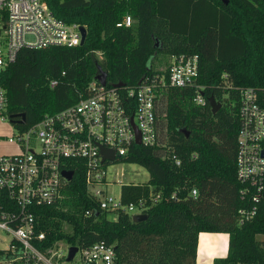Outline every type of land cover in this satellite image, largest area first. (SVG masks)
Listing matches in <instances>:
<instances>
[{
  "label": "trees",
  "instance_id": "1",
  "mask_svg": "<svg viewBox=\"0 0 264 264\" xmlns=\"http://www.w3.org/2000/svg\"><path fill=\"white\" fill-rule=\"evenodd\" d=\"M44 1L57 19L84 27L86 40L75 48L24 49L5 70L8 116L26 118L16 129L88 97L99 68L108 86L132 88L159 73L157 56L197 55L202 88L164 89L157 144L134 146L120 160L148 173L146 183L120 192L124 205L145 200L147 219L133 223L123 212L115 220L99 211L86 216L94 203L76 176L54 204L39 209L48 243L86 248L104 242L114 246L120 264H196L199 234H226L227 255L213 264H264L258 239L264 236V178L253 201L251 187L236 176L238 90L264 87V0ZM127 16L131 26L117 27ZM197 91L203 105L194 103ZM209 97L221 104L214 115ZM244 189L249 192L241 195ZM252 209L240 223L238 212Z\"/></svg>",
  "mask_w": 264,
  "mask_h": 264
},
{
  "label": "built area",
  "instance_id": "2",
  "mask_svg": "<svg viewBox=\"0 0 264 264\" xmlns=\"http://www.w3.org/2000/svg\"><path fill=\"white\" fill-rule=\"evenodd\" d=\"M125 17L117 27H130ZM77 24L57 19L44 0H0V120L9 123L8 98L1 78L24 49L81 46ZM198 56L172 57L170 66L159 73L144 76L140 84L119 89L89 84V96L55 113L45 114L36 124L9 138L22 153L0 156V264H120L113 245L94 243L77 248L70 262L63 241L49 244L40 229L39 209L54 204L62 188L80 176L94 207L85 211L127 213L130 220L144 215L145 200L124 205L108 193L106 179L110 164L126 158L134 146L152 147L158 142L157 109L166 88H196L199 78ZM56 82L51 83V87ZM236 176L251 187L253 201L263 188L264 178V87L238 90ZM198 93L197 105L204 104ZM139 137L140 144H136ZM101 149L112 152L114 161L103 160ZM176 165H179L177 162ZM63 172H72L68 182ZM244 189L241 195L248 193ZM195 190L191 196L196 197ZM157 198V197H156ZM137 211L138 214H134ZM243 223L255 209L241 210ZM67 246V250H64Z\"/></svg>",
  "mask_w": 264,
  "mask_h": 264
},
{
  "label": "rangeland",
  "instance_id": "3",
  "mask_svg": "<svg viewBox=\"0 0 264 264\" xmlns=\"http://www.w3.org/2000/svg\"><path fill=\"white\" fill-rule=\"evenodd\" d=\"M171 58L168 56H157L153 62V70L160 72L166 70L170 66ZM17 135V130L6 121L0 120V156H12L21 154L22 148L8 142L9 138ZM147 171L137 164H129L125 162H116L110 164L107 169L106 179L111 184L108 193L115 198L120 196L121 187L124 185L143 184L148 181ZM134 214H138L137 211ZM117 215L108 214V219L115 220ZM259 240H264V236H259ZM67 250V246H64Z\"/></svg>",
  "mask_w": 264,
  "mask_h": 264
},
{
  "label": "water",
  "instance_id": "4",
  "mask_svg": "<svg viewBox=\"0 0 264 264\" xmlns=\"http://www.w3.org/2000/svg\"><path fill=\"white\" fill-rule=\"evenodd\" d=\"M80 32H81V36H82V40H81V46L84 44L85 40H86V35H87V32H86V29L84 27H80ZM98 74L95 78V80L102 86H105L107 84V76L104 72L101 71V69L99 68L98 69ZM143 78L139 81L138 84H140L142 82ZM113 88H116V89H119V88H122L124 87V84L122 83H117V84H114L112 86ZM208 103H209V106H210V109H211V112L212 114H216L219 109L221 108V104L216 102L215 99L213 97H209L208 98ZM25 121H26V118H25V115L24 114H19L17 116H10L9 117V123L12 124V125H23L25 124ZM184 132V131H182ZM136 144H140V140H139V137H137V140H136ZM101 153H102V156H103V160L107 159V160H110V161H114V156H113V153L112 152H109V151H106V150H103L101 149ZM62 176L68 181L70 182L71 179H72V176H73V173L72 172H63L62 173ZM147 219V216L146 215H136L132 218V222L133 223H136V222H143ZM77 251V248L75 247H71L69 249V255L67 257V262H70L75 253Z\"/></svg>",
  "mask_w": 264,
  "mask_h": 264
},
{
  "label": "crops",
  "instance_id": "5",
  "mask_svg": "<svg viewBox=\"0 0 264 264\" xmlns=\"http://www.w3.org/2000/svg\"><path fill=\"white\" fill-rule=\"evenodd\" d=\"M228 250V235L200 233L198 236L196 264H213L218 258H225Z\"/></svg>",
  "mask_w": 264,
  "mask_h": 264
}]
</instances>
